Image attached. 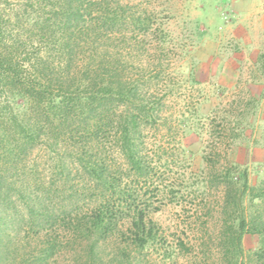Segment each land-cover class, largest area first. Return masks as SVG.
<instances>
[{"label": "trees", "instance_id": "trees-1", "mask_svg": "<svg viewBox=\"0 0 264 264\" xmlns=\"http://www.w3.org/2000/svg\"><path fill=\"white\" fill-rule=\"evenodd\" d=\"M35 4L49 8L28 19L24 40L6 30L11 20L0 10V93L23 104L10 110L0 141V264H144L156 246L169 258L149 217L158 210L148 203L155 173L143 153V131L154 129L161 104L143 82L162 64L148 58L145 72L123 54L146 53L150 35L162 46L150 3ZM257 65L264 75V52ZM257 101L250 96L247 107ZM206 162L225 183L223 214L232 213L223 221L225 264H245L246 233L261 237L252 264H264V220L248 219L243 207L247 193L264 206V191L249 187L246 171L234 178L236 167L219 171ZM174 247L190 250L182 241Z\"/></svg>", "mask_w": 264, "mask_h": 264}, {"label": "rangeland", "instance_id": "rangeland-1", "mask_svg": "<svg viewBox=\"0 0 264 264\" xmlns=\"http://www.w3.org/2000/svg\"><path fill=\"white\" fill-rule=\"evenodd\" d=\"M34 1L1 0L0 10L11 20L6 30L18 40L28 35L29 18L48 11V5L38 7ZM136 1L150 3L154 23L163 31L159 49L157 36L150 35L144 40L146 53L123 54L145 72L148 58L154 66L162 64L143 82L161 99L158 123L143 131V153L155 173L148 203L151 211L158 210L149 217L160 227L170 254L163 260V250L151 247L144 264H225L223 221L232 213L223 214L225 183L206 161L217 162L219 171L236 167L234 178L246 171L249 187L264 191V75L257 65L264 52V0ZM8 93H0V141L7 140L10 110L23 107ZM250 96L258 100L253 110L247 107ZM250 197L247 193L243 199L246 217L264 220L261 198ZM179 241L190 250L175 249ZM242 250L245 264L258 263L261 237L246 233Z\"/></svg>", "mask_w": 264, "mask_h": 264}]
</instances>
